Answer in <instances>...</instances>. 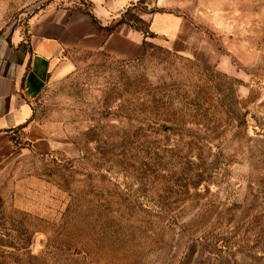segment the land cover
Wrapping results in <instances>:
<instances>
[{
	"label": "rangeland",
	"instance_id": "1",
	"mask_svg": "<svg viewBox=\"0 0 264 264\" xmlns=\"http://www.w3.org/2000/svg\"><path fill=\"white\" fill-rule=\"evenodd\" d=\"M177 1L202 48H80L48 75L34 116L63 149L0 160V264H264V0ZM87 7L0 0V48Z\"/></svg>",
	"mask_w": 264,
	"mask_h": 264
},
{
	"label": "crops",
	"instance_id": "2",
	"mask_svg": "<svg viewBox=\"0 0 264 264\" xmlns=\"http://www.w3.org/2000/svg\"><path fill=\"white\" fill-rule=\"evenodd\" d=\"M136 1L85 0L99 24L81 10L48 8L34 17L25 41L0 48V160L9 159L19 148L12 137L23 143L21 150L38 154L62 148L55 133L36 120L33 101L48 75L68 64L71 51H104L126 59L145 53L141 31L123 24L109 33L99 26L111 24ZM155 3L164 6L169 2ZM178 5L177 0L171 1L169 10L157 8L149 13L150 28L155 37H169L175 51L194 52L204 45V29L175 13ZM155 17L161 19L163 28H155Z\"/></svg>",
	"mask_w": 264,
	"mask_h": 264
},
{
	"label": "trees",
	"instance_id": "3",
	"mask_svg": "<svg viewBox=\"0 0 264 264\" xmlns=\"http://www.w3.org/2000/svg\"><path fill=\"white\" fill-rule=\"evenodd\" d=\"M147 5H148V1L146 0H137L136 2H132L127 8H125V10L120 14V16L111 24L106 26H102V25L99 26L107 30L109 33L113 32L118 26L123 24L130 26L135 30L141 31L144 35V46L145 49H147V47L152 44L151 38L155 37V32H153L150 28L151 21L149 19H146L143 14L146 12L151 13L158 10V9L148 10ZM79 10L89 14L93 22L95 24H99L98 19L90 11L89 4L87 8H82ZM12 138L15 144H19L18 147L23 146V143L20 140L16 139L15 137ZM233 261L234 263L238 264V262H236V257L234 258Z\"/></svg>",
	"mask_w": 264,
	"mask_h": 264
}]
</instances>
